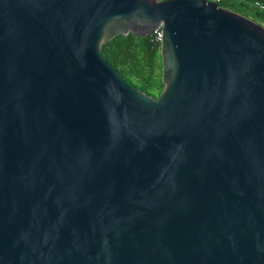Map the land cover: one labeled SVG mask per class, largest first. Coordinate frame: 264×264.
Instances as JSON below:
<instances>
[{"label": "water", "instance_id": "water-1", "mask_svg": "<svg viewBox=\"0 0 264 264\" xmlns=\"http://www.w3.org/2000/svg\"><path fill=\"white\" fill-rule=\"evenodd\" d=\"M159 26L154 98L103 47ZM0 264H264V27L211 0H0Z\"/></svg>", "mask_w": 264, "mask_h": 264}, {"label": "trees", "instance_id": "trees-1", "mask_svg": "<svg viewBox=\"0 0 264 264\" xmlns=\"http://www.w3.org/2000/svg\"><path fill=\"white\" fill-rule=\"evenodd\" d=\"M216 2L220 7L264 27V0H216ZM151 39L134 34L118 36L103 47V55L129 85L148 96L159 98L164 89L161 43L155 44Z\"/></svg>", "mask_w": 264, "mask_h": 264}, {"label": "built area", "instance_id": "built-area-1", "mask_svg": "<svg viewBox=\"0 0 264 264\" xmlns=\"http://www.w3.org/2000/svg\"><path fill=\"white\" fill-rule=\"evenodd\" d=\"M259 7H261L263 9L262 6H260L258 4ZM161 33H162V26H159L155 31L154 33L151 35V40L153 43L155 44H158V43H161Z\"/></svg>", "mask_w": 264, "mask_h": 264}, {"label": "rangeland", "instance_id": "rangeland-1", "mask_svg": "<svg viewBox=\"0 0 264 264\" xmlns=\"http://www.w3.org/2000/svg\"><path fill=\"white\" fill-rule=\"evenodd\" d=\"M211 1H215L216 2V0H211ZM249 19V18H248ZM251 20V19H250ZM253 21V20H252Z\"/></svg>", "mask_w": 264, "mask_h": 264}]
</instances>
